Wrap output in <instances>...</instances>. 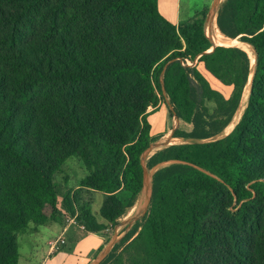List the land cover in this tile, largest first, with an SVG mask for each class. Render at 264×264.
Segmentation results:
<instances>
[{
    "label": "trees",
    "instance_id": "obj_1",
    "mask_svg": "<svg viewBox=\"0 0 264 264\" xmlns=\"http://www.w3.org/2000/svg\"><path fill=\"white\" fill-rule=\"evenodd\" d=\"M199 17L172 25L157 0H0V264H17L15 233L45 221L52 177L70 157L88 172L81 187L107 194L100 213L113 226L133 207L149 141L144 118L162 95L152 75L179 56L191 68L203 61ZM215 23L251 46L254 68L240 48L210 51L206 37V70L232 87L227 99L197 71H166V95L192 130L146 161L154 173L141 231L113 248L141 241L135 264H264V0H224ZM245 89L237 123L220 138ZM84 216L83 229L101 233Z\"/></svg>",
    "mask_w": 264,
    "mask_h": 264
},
{
    "label": "rangeland",
    "instance_id": "obj_2",
    "mask_svg": "<svg viewBox=\"0 0 264 264\" xmlns=\"http://www.w3.org/2000/svg\"><path fill=\"white\" fill-rule=\"evenodd\" d=\"M223 1L224 0H215L210 6L212 7L213 5L214 6L218 5L217 6V11H218V8L220 7ZM209 2L210 0H207V1L206 0H183V5L184 6L195 5L197 7H201L203 5L204 7H206L209 4ZM199 18L201 21V26H203L202 12ZM215 31H216V35L218 36L220 40H223V41L229 40L220 34V32L218 31L216 27V23H215ZM233 41L237 42L236 40H233ZM180 53L182 54L183 52L181 51ZM199 55H201V53ZM249 58L251 60V65H252L251 68L253 69L254 64H255L254 50H253L254 61L250 56ZM178 59H189V58H184L182 56H179L174 61H177ZM174 61H170L166 63L163 67L162 66L157 67L152 75L153 79L156 78L157 85L160 91H161V87H160L161 72L163 68L168 64V67L166 69L167 71L169 67L173 65V63L171 62H174ZM192 64L193 63H190V62L184 63V65L188 67H192ZM207 64L208 62L205 63V65H203L200 68L199 67V65H201V62H200V64L196 66L198 67L197 69H189V70L197 71L205 79V81L209 84V86L213 90L218 91L219 93L222 94L224 98L227 99L231 95L232 87L221 84L212 75H210V73L206 70ZM185 76H186L187 82H189L192 85L193 90H195L197 86L194 83L195 80L193 79L192 74L187 72ZM153 85L156 89V83L154 81H153ZM161 94H162V91H161ZM157 97L159 101L155 108L156 110L152 112L151 115H148L147 117L144 118V120L147 121L149 125V132H148L149 141H148L147 148L151 146L153 143L163 142L166 139L173 137V134L175 133V130H176V121H175L172 109L169 107L167 103V100L163 97V94L162 95L157 94ZM242 99L244 100L242 107H240V104H241V101H240V104H239L240 108L238 107V110L236 114L234 115L231 123L225 129V131L219 136L220 138L224 137L228 132H230L232 128L235 126V124L237 123L241 115V112L244 109L246 100H247V89L244 90L241 100ZM205 105L208 108L209 113H212L215 107L214 104L212 102H206ZM151 111H153V109L148 108L147 113ZM191 130H192V126L190 124L181 121V132L189 133L191 132ZM164 133H166L165 137L160 138ZM183 142L184 141L179 139L174 143V145H179ZM139 161H140V157H139ZM146 161L147 160H145V163ZM153 173H154L153 170L147 172L149 181L151 180ZM87 175H88V172L86 171L83 162L81 161V159L77 157H70L69 159L64 161L62 165L58 168V170L54 173L52 177V182L55 188L56 200H55L54 207H48V206L45 207L43 211V214L45 216V221L41 223L30 222L26 228L21 229L15 233L16 243H17V248H18L17 264H27V263L39 264L47 249V246H46L47 241L49 239L54 240L56 237L54 229L56 227H63V226L66 227L68 225H72V226L76 225V226H81V227L86 226V223L83 221L86 220L87 217H85L84 215H88V217L91 218L89 219L93 222L92 229H97V230L101 229L100 231L101 233H103L105 237V242H104L105 244L102 247V249L99 250V252L95 255L93 259L94 261L95 258L99 255V253L103 250V248L105 247L109 239L115 234L117 226H119L121 222L131 217L135 209L136 210L138 209L139 213L142 211L144 207V199H143V193L141 191L133 207L125 210L123 215L119 219H117L116 224L113 226L100 213L101 207L107 203V201L105 200L107 197V194L81 187L82 182ZM128 197H129L128 193L121 192L115 195V200L118 204L124 205L125 202L128 200ZM114 206L117 210H119L116 203ZM109 208H111V206H107V208L105 209H109ZM115 208H114V212L116 213ZM236 210L237 208H234L229 211L235 212ZM71 220H73L74 222ZM142 220L143 219L136 221L133 224V226L130 228V230L127 232L133 235L132 239L135 238L137 234L141 231L140 227H141ZM131 222L125 224L124 227L119 228L117 233L118 234L122 233V231L127 226H129ZM46 224H49V225L47 226ZM216 227L219 228V226H216ZM126 234H123L121 237L117 239V241L114 244L110 246L108 253L104 258L105 260L109 255L112 256V258H110V260L108 261L109 262L108 264H114V263L118 264V262H121L122 264H135L141 261L142 259H144V246L141 241L136 244L134 243L126 247L122 251L118 250L115 253H113L114 246H116ZM51 243H48V245H50ZM240 263H242L241 260H240ZM232 264L234 263L232 262Z\"/></svg>",
    "mask_w": 264,
    "mask_h": 264
},
{
    "label": "crops",
    "instance_id": "obj_3",
    "mask_svg": "<svg viewBox=\"0 0 264 264\" xmlns=\"http://www.w3.org/2000/svg\"><path fill=\"white\" fill-rule=\"evenodd\" d=\"M203 9V5L201 7L184 6L183 0H157L159 14L175 26L200 15ZM165 135L166 133L160 138ZM54 231L55 242L52 239L47 241V249L39 264H91L95 255L105 244L103 233L87 232L81 226L56 227ZM48 243L51 244L48 245Z\"/></svg>",
    "mask_w": 264,
    "mask_h": 264
},
{
    "label": "water",
    "instance_id": "obj_4",
    "mask_svg": "<svg viewBox=\"0 0 264 264\" xmlns=\"http://www.w3.org/2000/svg\"><path fill=\"white\" fill-rule=\"evenodd\" d=\"M215 0H210L209 4L204 7L203 11H202V19L204 20L206 18V15L208 13V11L213 8V6L211 7L210 5L214 2ZM206 46H207V41H206V36L205 33L203 31V28H201V56L203 61H201V65H199V67L201 68L203 65H205V54H206ZM173 63V66H175L178 69H197L198 67L195 68H191L185 65H182L180 63H178L177 61L171 62ZM168 67V64L163 68L161 75H160V87H161V91L163 94V97L167 100V103L169 105V107L172 109L175 121H176V130L175 133L173 135V137L166 143L163 144H156L153 143L151 146H149L145 151H143L140 155V164L142 167V193H143V199H144V207L142 209V211L139 213V215H137V217H135V219L129 224V226H127L122 233L118 234L115 233L110 239L109 241L106 243L105 247L103 248V250L99 253V255L95 258V260L91 263V264H100L105 256L108 253V250L110 248V246L112 244H114L117 239L119 237H121L123 234H126L130 228L133 226V224L138 221L143 219L149 209V205H150V200H151V180L149 181L148 176H147V169H146V163L145 160H147L149 157H151L152 155H154L155 153L174 145V143L179 140V134L181 132V120L179 119L175 107L171 104V102L169 101L164 86H163V77L166 74V69Z\"/></svg>",
    "mask_w": 264,
    "mask_h": 264
},
{
    "label": "bare ground",
    "instance_id": "obj_5",
    "mask_svg": "<svg viewBox=\"0 0 264 264\" xmlns=\"http://www.w3.org/2000/svg\"><path fill=\"white\" fill-rule=\"evenodd\" d=\"M217 6H213V8H211L208 12V15L206 16V19H205V33H206V37L208 38L209 42L211 43L212 47L210 49V51H212L215 47H240V49H243L244 51H246L248 53V55L253 59L254 61V58H253V50L251 49V47L247 44H244V43H239V42H234V41H231V40H226V41H223V40H220L218 38V36L216 35V31H215V19H216V12H217ZM212 32H213V35L215 36L216 39H214L212 37ZM195 63L192 64V67H194ZM244 100L242 99L241 100V104H240V107H242V104H243ZM239 107V108H240ZM242 113V112H241ZM172 138V137H171ZM171 138L169 139H166L165 141L163 142H158L156 144H163V143H166L168 142ZM139 211L138 209L134 211V213L131 215V217H129L128 219H126L125 221L121 222L119 226H117L116 228V231L115 233H117L118 229L119 228H122L124 227L125 224L133 221L135 219V217L138 215Z\"/></svg>",
    "mask_w": 264,
    "mask_h": 264
},
{
    "label": "built area",
    "instance_id": "obj_6",
    "mask_svg": "<svg viewBox=\"0 0 264 264\" xmlns=\"http://www.w3.org/2000/svg\"><path fill=\"white\" fill-rule=\"evenodd\" d=\"M71 221H73V220H71ZM74 222V221H73ZM63 242L61 241V244H62Z\"/></svg>",
    "mask_w": 264,
    "mask_h": 264
}]
</instances>
